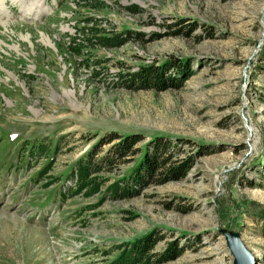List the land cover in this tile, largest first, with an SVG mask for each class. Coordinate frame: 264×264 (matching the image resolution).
I'll return each instance as SVG.
<instances>
[{"label":"rangeland","instance_id":"374dc122","mask_svg":"<svg viewBox=\"0 0 264 264\" xmlns=\"http://www.w3.org/2000/svg\"><path fill=\"white\" fill-rule=\"evenodd\" d=\"M169 59L180 87L121 77ZM110 133L138 151L103 164L101 144L99 190L73 193L60 174ZM156 137L185 171L134 185ZM26 140L56 146L42 177ZM221 228L264 264V0H0V264H104L151 232L148 262L176 243L159 264H233Z\"/></svg>","mask_w":264,"mask_h":264},{"label":"trees","instance_id":"16d2710c","mask_svg":"<svg viewBox=\"0 0 264 264\" xmlns=\"http://www.w3.org/2000/svg\"><path fill=\"white\" fill-rule=\"evenodd\" d=\"M181 63L174 64L172 60H167L162 62L161 65L155 64H140L137 70L131 71L121 75L125 77L128 84L127 87L130 89H147L154 88L157 90H165L167 88L173 87L177 88L182 85L184 78H187L184 74L181 77H173L170 74V70L173 69L176 72L180 71L182 73V68H180ZM141 139L140 134L132 133L128 135H120L117 133H110L104 141L100 139L96 145H94L92 150L87 151L86 155L79 157V159L74 162V165L68 172H63L60 176L64 178L75 179L73 193L82 192V194L88 196V194L99 190V183L96 181V175H92V171H96L97 168L93 166L90 160L91 155L97 152V149L101 144L105 142H113L108 146L104 155L99 159L101 163H120L127 160L126 157L134 154L138 151L137 148H133ZM102 141V143H101ZM29 144L26 140L23 142V146ZM51 146L43 145L40 143H32L30 146H24L23 154L27 157H34L39 154L48 153ZM171 147V141L168 139H163L162 137H156L146 143L142 158L139 163L133 168V170L126 176V180L130 181L134 185H141L146 182H161L165 180L178 179L185 171L184 163L188 161H182L180 164H174L170 158L169 149ZM56 150L50 151L49 154H53ZM89 157V158H88ZM44 164L37 171L36 175H44L50 168L53 162V156L46 157ZM60 176L55 177V181L60 179ZM123 180V179H121ZM117 184V183H115ZM114 183L110 185V188H116ZM121 191V188H117ZM124 190V189H123ZM125 194H129L133 190L125 189ZM149 233L143 237H139L131 241L127 247H125L119 254L111 259L109 262L104 264H149L153 262L154 264H159L168 260H173L178 257L183 248L177 246V244H170L164 248L162 253L152 255L156 256L155 259L149 262V252L152 251L155 243L159 237L155 234ZM147 259V260H146ZM143 260V261H142ZM146 260L147 262H144Z\"/></svg>","mask_w":264,"mask_h":264},{"label":"water","instance_id":"95a60500","mask_svg":"<svg viewBox=\"0 0 264 264\" xmlns=\"http://www.w3.org/2000/svg\"><path fill=\"white\" fill-rule=\"evenodd\" d=\"M220 233L225 237L233 264H255V257L242 242L239 232L221 228Z\"/></svg>","mask_w":264,"mask_h":264}]
</instances>
